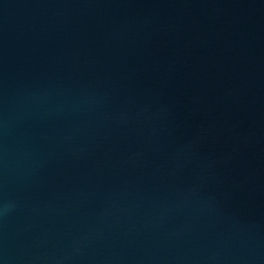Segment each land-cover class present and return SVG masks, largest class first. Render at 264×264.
Segmentation results:
<instances>
[{
	"label": "water",
	"instance_id": "95a60500",
	"mask_svg": "<svg viewBox=\"0 0 264 264\" xmlns=\"http://www.w3.org/2000/svg\"><path fill=\"white\" fill-rule=\"evenodd\" d=\"M0 264H264V0H0Z\"/></svg>",
	"mask_w": 264,
	"mask_h": 264
}]
</instances>
